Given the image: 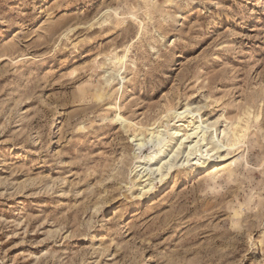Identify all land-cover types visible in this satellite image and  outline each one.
Listing matches in <instances>:
<instances>
[{
	"label": "rangeland",
	"instance_id": "rangeland-1",
	"mask_svg": "<svg viewBox=\"0 0 264 264\" xmlns=\"http://www.w3.org/2000/svg\"><path fill=\"white\" fill-rule=\"evenodd\" d=\"M187 105L226 158L142 199ZM0 264H264V0H0Z\"/></svg>",
	"mask_w": 264,
	"mask_h": 264
},
{
	"label": "bare ground",
	"instance_id": "bare-ground-1",
	"mask_svg": "<svg viewBox=\"0 0 264 264\" xmlns=\"http://www.w3.org/2000/svg\"><path fill=\"white\" fill-rule=\"evenodd\" d=\"M166 116L171 119L165 125L159 123L146 128V133L132 136L136 141L134 171L137 173L138 196L142 199L151 198L161 190L162 184L156 185L157 179L166 178L175 165L186 166V174L193 176L226 158L221 154L225 143L220 133L217 129L210 132L214 124L197 119L190 105L184 109L171 108ZM148 145L151 147L145 153Z\"/></svg>",
	"mask_w": 264,
	"mask_h": 264
}]
</instances>
